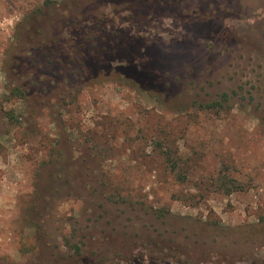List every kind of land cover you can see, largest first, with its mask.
I'll return each instance as SVG.
<instances>
[{
    "label": "rangeland",
    "instance_id": "374dc122",
    "mask_svg": "<svg viewBox=\"0 0 264 264\" xmlns=\"http://www.w3.org/2000/svg\"><path fill=\"white\" fill-rule=\"evenodd\" d=\"M0 264H264V0H0Z\"/></svg>",
    "mask_w": 264,
    "mask_h": 264
},
{
    "label": "trees",
    "instance_id": "16d2710c",
    "mask_svg": "<svg viewBox=\"0 0 264 264\" xmlns=\"http://www.w3.org/2000/svg\"><path fill=\"white\" fill-rule=\"evenodd\" d=\"M125 1H127V0H125ZM135 1H138V0H135ZM141 1H145V0H141ZM110 2V1H109ZM108 2V3H109ZM112 3V2H111ZM126 3V2H125ZM140 76H141V79L142 80H140V79H138L137 81H138V83H140L139 84V86L142 88V89H145L146 87V89H147V91H148V89H152V86H150V84L152 83V85H154V84H156L157 82H156V79L154 78V77H150V76H148L147 75V73H145V72H142L141 71V73H140ZM158 81V80H157ZM154 88V87H153ZM168 164H169V166H170V169H171V171H173V172H176V168H177V165L175 164V162H168ZM175 174H177V172L175 173ZM164 214V212H162L161 214H160V216L159 217H163L162 215Z\"/></svg>",
    "mask_w": 264,
    "mask_h": 264
}]
</instances>
